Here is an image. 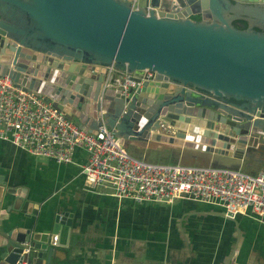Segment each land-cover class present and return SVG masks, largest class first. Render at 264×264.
<instances>
[{"label": "water", "instance_id": "1", "mask_svg": "<svg viewBox=\"0 0 264 264\" xmlns=\"http://www.w3.org/2000/svg\"><path fill=\"white\" fill-rule=\"evenodd\" d=\"M138 1L0 0V75L80 128L113 127L124 146L176 144L177 163L238 168L245 152L264 146V0ZM241 2L256 24H233ZM108 64L135 81L145 68L154 74L123 95L103 84ZM214 122L226 134L211 130ZM164 123L176 130H155ZM190 156L218 164L183 160ZM3 203L0 264L51 263L72 212L53 213L42 229L37 219L24 225L38 202L0 172ZM238 246L239 237L223 264H242Z\"/></svg>", "mask_w": 264, "mask_h": 264}, {"label": "crops", "instance_id": "2", "mask_svg": "<svg viewBox=\"0 0 264 264\" xmlns=\"http://www.w3.org/2000/svg\"><path fill=\"white\" fill-rule=\"evenodd\" d=\"M244 3L232 7L230 13L240 17L233 21L256 24ZM159 127L155 130H176L167 123ZM211 130L226 134L215 122ZM180 146L146 148L130 143L125 147L135 157L151 151L159 154L162 162H177ZM86 156L83 148L76 147L70 161L55 162L0 138V172L9 184L23 186L25 194L38 202L36 212L26 214L24 225L37 219L36 229H42L53 213L72 212L70 229L59 233L61 245L54 249L49 264H223L222 258L238 237L235 260L264 264V214L230 218L218 204L185 196L171 202L136 201L112 195L108 186L89 188L80 170ZM183 160L218 164L208 156ZM238 168L264 170V146L245 152Z\"/></svg>", "mask_w": 264, "mask_h": 264}, {"label": "built area", "instance_id": "3", "mask_svg": "<svg viewBox=\"0 0 264 264\" xmlns=\"http://www.w3.org/2000/svg\"><path fill=\"white\" fill-rule=\"evenodd\" d=\"M105 69L104 86L119 89L123 95L129 86L154 74L145 68L135 81L131 72L112 64L105 65ZM0 138L55 162H68L74 148H83L87 156L80 170L85 184L89 188L108 186L114 196L168 202L185 196L218 204L230 218L264 214L263 169L248 172L135 157L113 127L99 124L96 133L80 128L42 95L17 85L6 74L0 75Z\"/></svg>", "mask_w": 264, "mask_h": 264}, {"label": "rangeland", "instance_id": "4", "mask_svg": "<svg viewBox=\"0 0 264 264\" xmlns=\"http://www.w3.org/2000/svg\"><path fill=\"white\" fill-rule=\"evenodd\" d=\"M142 158L146 159V160L162 161L159 154H157L155 152H151V151L143 154Z\"/></svg>", "mask_w": 264, "mask_h": 264}, {"label": "trees", "instance_id": "5", "mask_svg": "<svg viewBox=\"0 0 264 264\" xmlns=\"http://www.w3.org/2000/svg\"><path fill=\"white\" fill-rule=\"evenodd\" d=\"M233 23H234V25H237L239 27H245L246 26L245 20H235V21H233ZM255 28L258 29L257 27H255Z\"/></svg>", "mask_w": 264, "mask_h": 264}]
</instances>
